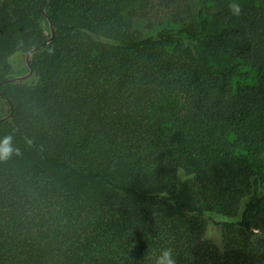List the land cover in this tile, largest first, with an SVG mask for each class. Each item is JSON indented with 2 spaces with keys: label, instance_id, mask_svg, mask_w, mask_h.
Instances as JSON below:
<instances>
[{
  "label": "trees",
  "instance_id": "obj_1",
  "mask_svg": "<svg viewBox=\"0 0 264 264\" xmlns=\"http://www.w3.org/2000/svg\"><path fill=\"white\" fill-rule=\"evenodd\" d=\"M5 137L0 264H264V0H0Z\"/></svg>",
  "mask_w": 264,
  "mask_h": 264
},
{
  "label": "clouds",
  "instance_id": "obj_2",
  "mask_svg": "<svg viewBox=\"0 0 264 264\" xmlns=\"http://www.w3.org/2000/svg\"><path fill=\"white\" fill-rule=\"evenodd\" d=\"M229 9L234 15H239L241 12V6L237 3L229 4ZM11 140V137H5L0 141V160H6L12 155L13 148L11 147ZM155 264H176L173 250L171 248L163 249L156 258Z\"/></svg>",
  "mask_w": 264,
  "mask_h": 264
},
{
  "label": "rangeland",
  "instance_id": "obj_3",
  "mask_svg": "<svg viewBox=\"0 0 264 264\" xmlns=\"http://www.w3.org/2000/svg\"><path fill=\"white\" fill-rule=\"evenodd\" d=\"M232 1L237 2V1H241V0H232ZM162 9H163V7H160L159 10L156 9L155 11H157V12L155 13V15H153V17H150V19L155 20V19L161 18L162 15H163ZM149 20L146 19V18L145 19H141L137 24H138L139 27H144L148 23ZM25 58L27 60V56L26 57L25 56H22V63L21 64L25 63ZM28 73L29 72H27V73H25L23 75H19L17 77L24 76V75H26ZM27 79H28V77L27 78H24V79H20L18 81H24V80H27Z\"/></svg>",
  "mask_w": 264,
  "mask_h": 264
},
{
  "label": "water",
  "instance_id": "obj_4",
  "mask_svg": "<svg viewBox=\"0 0 264 264\" xmlns=\"http://www.w3.org/2000/svg\"><path fill=\"white\" fill-rule=\"evenodd\" d=\"M45 15H46V12H45ZM53 31H54V29H53V27H52V33H53ZM49 40H50V39H49ZM49 40H48V41H49ZM48 41H46V42H48ZM38 49H39V47H36V48L33 49L32 51H30V52L28 53V55H27V64H28V66H29V68H30L29 73L26 74V75H24V76L15 77V78L11 79V81H16V80L24 79V78L28 77V76L32 73L33 70H32V64H31V56H32V53L35 52V51H37Z\"/></svg>",
  "mask_w": 264,
  "mask_h": 264
}]
</instances>
